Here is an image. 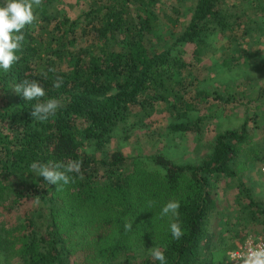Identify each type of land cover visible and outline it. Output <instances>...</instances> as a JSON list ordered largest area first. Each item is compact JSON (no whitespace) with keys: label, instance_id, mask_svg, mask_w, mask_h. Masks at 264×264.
<instances>
[{"label":"trees","instance_id":"16d2710c","mask_svg":"<svg viewBox=\"0 0 264 264\" xmlns=\"http://www.w3.org/2000/svg\"><path fill=\"white\" fill-rule=\"evenodd\" d=\"M236 1L191 0L184 21L181 0H87L74 17L63 0L34 6L19 60L0 72V215L15 214L25 199L37 206L24 211L28 219L0 220V264H159L152 247L167 264H230L225 252L245 236L264 239V201L239 167L243 162L264 176V143L252 141L264 132V110L244 111L237 129L217 131L196 161L172 160L156 147L132 156L118 147L135 129L148 131L146 120L159 107L168 132L179 137L201 136L205 120L223 113L208 111L210 97L216 108L234 101L245 110L263 106L264 84L237 91L232 79L200 76L209 57L215 69L208 72L238 70L247 78L264 71V0ZM57 76L60 88L53 86ZM22 80L45 88L41 100H59L54 116L32 118L36 101L15 91ZM73 160L82 161L81 171L63 188L30 173L34 161ZM222 178L233 179L228 188L236 194L225 205L216 195ZM169 200L180 202L178 218L161 217ZM177 219L184 233L178 240L169 231Z\"/></svg>","mask_w":264,"mask_h":264},{"label":"rangeland","instance_id":"374dc122","mask_svg":"<svg viewBox=\"0 0 264 264\" xmlns=\"http://www.w3.org/2000/svg\"><path fill=\"white\" fill-rule=\"evenodd\" d=\"M177 1L179 0H159L160 3L165 2L168 5H177ZM231 2L235 1L237 4L239 1L236 0H230ZM86 2L87 0H63V8L67 11V13L74 17L80 11H83L86 8ZM189 2L191 0H181V12H180V20H187L189 18L190 12L187 11L185 8L189 5ZM243 7V6H242ZM188 8V7H187ZM185 9V11H184ZM259 48L264 50V46L260 44ZM191 49V48H190ZM189 49V50H190ZM188 50V51H189ZM214 61L213 58L209 57L205 61L202 62V70L203 72L200 73V76H205L204 72L208 73L207 77H212L216 80L220 81H228L229 79H232L234 83L239 84L237 86V91L241 90L242 84L244 85H251L253 84L255 87H259L260 85L264 84V71L263 72H256L254 70L249 71V73L246 74L247 78H243L239 75L238 70H232V71H222L221 73H217L216 71L212 69V71L208 72L207 68L213 66ZM205 67V68H203ZM215 69V68H214ZM264 70V69H263ZM241 72V70H240ZM206 77V76H205ZM206 77V78H207ZM216 82V81H215ZM212 84H215L214 82ZM249 87V86H248ZM224 89L221 87L219 90V93L221 95H224ZM209 103H207V106L210 105L211 110H208L210 112H213L214 109H223V113L216 115L215 113L210 116L207 120H205V123L201 127L203 130V134L201 136H197L196 134H185L183 136H179V134H173L169 133L167 130V124L169 122L168 117L163 116L164 107L157 108V111L154 112L146 121L149 122L150 128L148 131L144 129H135L134 134L132 132V135L130 136L129 141H125V143L119 145L116 142H112L113 147L118 146L120 149L122 148L126 155H134V151L139 149L143 155L149 154L154 151V147H156V151L159 153H164L168 156V158L178 161V162H185V161H196L200 157H202L205 153L208 152V145L209 140L214 136V134L219 130H225V129H237L239 125L244 120V111H247L248 113H253L254 111L261 112L264 110V103L261 106V102L253 103L252 105L249 103L247 105V110H245V107L243 104L237 105L236 101L231 102L229 104H225L224 106H218L216 108L217 102L214 98H208ZM206 106V107H207ZM248 126H253V122H249ZM143 130V131H142ZM144 132L145 135L143 134ZM257 132V131H256ZM143 135V136H141ZM252 141H256L258 143H264V132L259 130V134H254ZM137 136H141L140 138H136ZM200 138V139H199ZM118 139L117 141H120ZM116 141V140H115ZM152 141H155V145H151ZM240 168L241 170H245L246 174L243 178L244 183L247 186H251V180L252 179L255 182V186L253 187V194L259 199L264 201V176H260L257 172L258 169L255 167H247L243 164V162H240ZM151 166V164H149ZM148 165V166H149ZM240 173V171H238ZM238 173V174H239ZM243 175V174H242ZM241 177V176H240ZM233 182V179L231 178H222L219 183L217 184L216 188V195L218 201L222 204H226V197L228 195L230 202L233 198H235L234 192L232 191V188H228L229 185ZM23 205L20 208H16V210L13 212L15 214L11 215L6 212L5 214L2 213L0 215V220H2L4 217L8 215V217H16L17 215L21 216L23 219L27 218V215L24 213V211H27V209L35 208L37 204L33 203V200H23ZM230 214V213H229ZM14 215V216H12ZM231 217V215H229ZM29 217V216H28ZM215 231L219 230V227L215 226L213 228ZM230 231V227H226L225 233L227 234ZM255 235L254 233H251ZM258 236V235H256ZM241 243H238L237 246H239ZM233 250V249H232ZM230 250H227L225 252L224 258L225 261H228L227 258V252ZM82 256H79L77 258L78 260H81ZM230 263V262H229ZM231 264V263H230Z\"/></svg>","mask_w":264,"mask_h":264},{"label":"clouds","instance_id":"9594fccd","mask_svg":"<svg viewBox=\"0 0 264 264\" xmlns=\"http://www.w3.org/2000/svg\"><path fill=\"white\" fill-rule=\"evenodd\" d=\"M41 0H0V72H8L14 63L19 60L17 54L24 40L22 30L26 26H32L36 21L34 6L38 7ZM63 84V78L57 76L53 86L60 88ZM15 91L26 101H36L33 104L31 116L38 121H46L54 116L61 107L56 98L41 100L45 97V88L36 80H22L15 84ZM82 161L73 160L68 163H41L33 162L30 165L31 172L37 177H43L48 184L55 185L58 188L70 184L75 178L73 173H80ZM38 203V201H37ZM180 202L178 200H169L161 208V217H167L169 214L173 217L179 216ZM131 228V224L125 226ZM169 231L173 239H180L183 236V229L178 222H172L169 225ZM152 257L159 264H167L165 253L158 247H152L150 250ZM241 264H264V244L250 246L241 255Z\"/></svg>","mask_w":264,"mask_h":264},{"label":"built area","instance_id":"2783aa9c","mask_svg":"<svg viewBox=\"0 0 264 264\" xmlns=\"http://www.w3.org/2000/svg\"><path fill=\"white\" fill-rule=\"evenodd\" d=\"M260 172L264 175V165L260 167ZM264 244V239L260 236L253 234H248L245 236L243 241L237 248L227 252V258L231 264H241V255L247 250L250 246H255L256 244Z\"/></svg>","mask_w":264,"mask_h":264}]
</instances>
